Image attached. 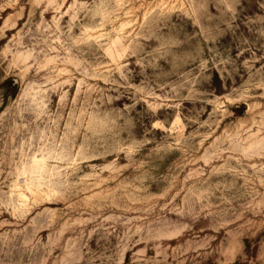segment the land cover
<instances>
[{
	"label": "rangeland",
	"instance_id": "rangeland-1",
	"mask_svg": "<svg viewBox=\"0 0 264 264\" xmlns=\"http://www.w3.org/2000/svg\"><path fill=\"white\" fill-rule=\"evenodd\" d=\"M0 264H264V0H0Z\"/></svg>",
	"mask_w": 264,
	"mask_h": 264
},
{
	"label": "trees",
	"instance_id": "trees-1",
	"mask_svg": "<svg viewBox=\"0 0 264 264\" xmlns=\"http://www.w3.org/2000/svg\"><path fill=\"white\" fill-rule=\"evenodd\" d=\"M11 84H9V83H5L4 84V87L6 88V89H9V86H10ZM13 96V95H12ZM242 109H244V107H242Z\"/></svg>",
	"mask_w": 264,
	"mask_h": 264
}]
</instances>
